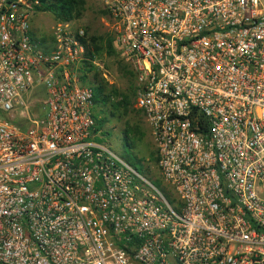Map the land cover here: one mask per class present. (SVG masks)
I'll return each mask as SVG.
<instances>
[{
    "label": "built area",
    "instance_id": "obj_1",
    "mask_svg": "<svg viewBox=\"0 0 264 264\" xmlns=\"http://www.w3.org/2000/svg\"><path fill=\"white\" fill-rule=\"evenodd\" d=\"M99 1L173 196L96 140L84 29L0 0V264H264V0Z\"/></svg>",
    "mask_w": 264,
    "mask_h": 264
},
{
    "label": "rangeland",
    "instance_id": "obj_2",
    "mask_svg": "<svg viewBox=\"0 0 264 264\" xmlns=\"http://www.w3.org/2000/svg\"><path fill=\"white\" fill-rule=\"evenodd\" d=\"M103 10L104 8L99 0H86L84 12L79 18L73 20L72 24L75 27L84 29L87 40L92 36L110 35L108 15ZM57 22L52 13L38 11L33 17V28L39 36L50 35ZM91 64L93 67L87 72V77L84 80L80 78L84 73L82 71L84 64L81 63L76 69L81 84L90 86L93 83V74H98L107 82L109 88L114 89L117 93L126 94L128 97L126 111L111 107L102 108L97 106L95 108L98 118H106L104 126L97 132L96 140L108 145L113 152L133 165L170 199L173 196L172 190L160 177L156 167L157 152L154 141L142 111L135 104L137 89L135 72L129 64L122 60L117 52L107 54L105 51H101L92 60ZM122 66H127L128 70H132L134 75L126 74L125 71H122ZM36 96L38 94L29 99L30 104L38 99ZM120 98L121 95L114 96L112 100L117 101ZM127 127H137L139 132L133 149L126 147L121 139L122 130Z\"/></svg>",
    "mask_w": 264,
    "mask_h": 264
},
{
    "label": "trees",
    "instance_id": "obj_3",
    "mask_svg": "<svg viewBox=\"0 0 264 264\" xmlns=\"http://www.w3.org/2000/svg\"><path fill=\"white\" fill-rule=\"evenodd\" d=\"M37 1L34 5L35 12L44 11L50 12L54 15L55 20L58 22H68L79 18L86 8V0H29ZM106 14L107 11L103 10ZM108 15V14H107ZM43 40V38H42ZM105 51L107 54H113L116 51L113 45V38L111 34L105 36H92L88 38L86 44L84 59L82 61L84 72L80 78L86 79V74L92 69V60L101 52ZM118 53V52H117ZM122 71L132 76L134 73L132 70H128L127 66L121 67ZM93 83L90 85L93 91V111L95 116L96 130L101 129L106 122V118H98L95 108L99 107H111L113 109H123L126 111L128 105V97L126 94L117 93L114 89L109 88L107 82L98 74H93ZM117 101H113V97L120 96ZM110 113V112H109ZM113 114V113H112ZM139 134L137 127H127L122 130L121 139L126 147L129 149L134 148L135 140ZM157 161V157H156Z\"/></svg>",
    "mask_w": 264,
    "mask_h": 264
}]
</instances>
